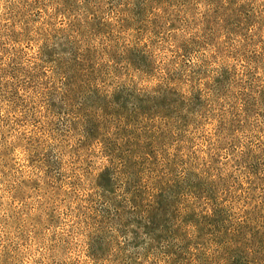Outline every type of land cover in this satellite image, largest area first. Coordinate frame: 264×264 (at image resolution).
<instances>
[{
	"label": "rangeland",
	"instance_id": "1",
	"mask_svg": "<svg viewBox=\"0 0 264 264\" xmlns=\"http://www.w3.org/2000/svg\"><path fill=\"white\" fill-rule=\"evenodd\" d=\"M261 114L264 0H0V264H166L137 176L257 241Z\"/></svg>",
	"mask_w": 264,
	"mask_h": 264
},
{
	"label": "trees",
	"instance_id": "2",
	"mask_svg": "<svg viewBox=\"0 0 264 264\" xmlns=\"http://www.w3.org/2000/svg\"><path fill=\"white\" fill-rule=\"evenodd\" d=\"M261 119L257 129V179L261 192L257 202V241L241 238V226L224 229V213L214 207L185 215L174 201L162 202L161 189L149 192L142 176L133 179V190L114 194L112 204L105 202L112 233L123 238L139 234L140 247L157 252L166 264H264V114ZM225 235L228 236L224 238ZM256 242L257 249L252 247Z\"/></svg>",
	"mask_w": 264,
	"mask_h": 264
}]
</instances>
